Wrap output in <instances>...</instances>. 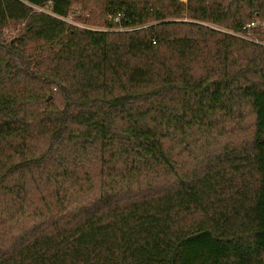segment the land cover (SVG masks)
Wrapping results in <instances>:
<instances>
[{"label":"trees","instance_id":"16d2710c","mask_svg":"<svg viewBox=\"0 0 264 264\" xmlns=\"http://www.w3.org/2000/svg\"><path fill=\"white\" fill-rule=\"evenodd\" d=\"M257 21L264 0H0V264H264V45L235 35Z\"/></svg>","mask_w":264,"mask_h":264},{"label":"rangeland","instance_id":"374dc122","mask_svg":"<svg viewBox=\"0 0 264 264\" xmlns=\"http://www.w3.org/2000/svg\"><path fill=\"white\" fill-rule=\"evenodd\" d=\"M87 7H88L87 9H84L79 3H74L70 9V15L65 19L67 23L70 25H75L79 28L93 29V30H95L97 27L98 28L102 27L101 23L103 20H101L99 16V10L95 8V6L89 5ZM43 10L49 12L48 7H46ZM99 18H100V23H99ZM21 28H22L21 24L10 23L3 30L2 39H4L7 42H10L14 37H16L19 34V32H21L20 31ZM261 32H263L264 34V29ZM235 35L239 38H244L246 40H253L256 44L264 45V41H260L258 39V35L255 33H249V34L236 33ZM53 92L56 93L55 88H53Z\"/></svg>","mask_w":264,"mask_h":264},{"label":"built area","instance_id":"2783aa9c","mask_svg":"<svg viewBox=\"0 0 264 264\" xmlns=\"http://www.w3.org/2000/svg\"><path fill=\"white\" fill-rule=\"evenodd\" d=\"M181 1H183V0H181ZM37 10L44 12L43 9H37ZM121 18H122L121 15H117V16H115L113 18L109 17V20H112L113 22L118 23ZM257 26H260L262 29H264V23H258V22H251V23L247 24L245 28L250 30V29H253V28L257 27Z\"/></svg>","mask_w":264,"mask_h":264}]
</instances>
